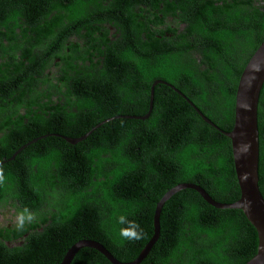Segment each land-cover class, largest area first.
I'll use <instances>...</instances> for the list:
<instances>
[{
	"label": "trees",
	"instance_id": "obj_1",
	"mask_svg": "<svg viewBox=\"0 0 264 264\" xmlns=\"http://www.w3.org/2000/svg\"><path fill=\"white\" fill-rule=\"evenodd\" d=\"M263 40L264 0H0V211L36 214L23 229L0 227V264H58L83 239L132 261L153 235L156 203L179 183L236 201L230 139L172 88L155 85L148 118L126 116L146 114L162 79L231 130L240 74ZM106 119L75 144L64 138ZM257 119L264 197V83ZM121 214L141 240L119 236ZM159 224L139 264H245L257 252L242 210L194 189L172 195ZM69 264L112 263L84 246Z\"/></svg>",
	"mask_w": 264,
	"mask_h": 264
},
{
	"label": "water",
	"instance_id": "obj_2",
	"mask_svg": "<svg viewBox=\"0 0 264 264\" xmlns=\"http://www.w3.org/2000/svg\"><path fill=\"white\" fill-rule=\"evenodd\" d=\"M264 83V40L253 52L245 64L235 93L234 124L231 130L226 131L219 128L214 122L207 118L201 110L189 100L178 88L171 83L156 79L150 86L149 108L146 114L126 116L136 119H146L151 113L154 98V87L156 84H165L183 97L197 112V114L208 124L215 127L230 139L235 173L240 189V196L236 201L223 203L212 198L200 185L191 182L179 183L168 189L156 203L153 214V235L142 248L138 256L129 262H122L115 258L112 253L100 242L93 239H83L73 244L65 253L62 261L58 264H69L78 249L87 246L101 252L112 264H139L149 253L150 249L159 237V217L164 203L176 192L182 189H194L210 205L216 208L240 209L253 225L257 232L258 246L256 254L245 264H264V197L259 189L258 164H259V129L257 109L260 90ZM122 115H117L120 117ZM125 116V115H123ZM113 119V118H111ZM102 121L93 126L89 131L79 137L64 138L75 144L86 138L96 127L108 121ZM249 146L246 150H238V146Z\"/></svg>",
	"mask_w": 264,
	"mask_h": 264
},
{
	"label": "clouds",
	"instance_id": "obj_3",
	"mask_svg": "<svg viewBox=\"0 0 264 264\" xmlns=\"http://www.w3.org/2000/svg\"><path fill=\"white\" fill-rule=\"evenodd\" d=\"M249 146H238V150H246ZM6 176L4 171V163L0 161V186L5 185ZM36 219V214L29 208L25 207L18 211L15 217V224L18 229H23L26 225L31 224ZM117 222L123 225L119 229V236L125 241H138L144 236V230L135 220H129L124 214L117 217Z\"/></svg>",
	"mask_w": 264,
	"mask_h": 264
},
{
	"label": "rangeland",
	"instance_id": "obj_4",
	"mask_svg": "<svg viewBox=\"0 0 264 264\" xmlns=\"http://www.w3.org/2000/svg\"><path fill=\"white\" fill-rule=\"evenodd\" d=\"M15 221V210L11 208H5L4 214L0 216V224H11Z\"/></svg>",
	"mask_w": 264,
	"mask_h": 264
},
{
	"label": "flooded vegetation",
	"instance_id": "obj_5",
	"mask_svg": "<svg viewBox=\"0 0 264 264\" xmlns=\"http://www.w3.org/2000/svg\"><path fill=\"white\" fill-rule=\"evenodd\" d=\"M160 16H161V14H160ZM169 21H172V18L169 17V15H166L165 18L162 19V21H161V23L158 25V27H159L162 31L166 30V28L169 27ZM181 26H183V24H181ZM74 38H76V37H74ZM56 60H58V59H56ZM3 214H4V209H2V210L0 211V216L3 215ZM2 225H6L7 227H10L11 224H0V227H1ZM14 244H15V243H14ZM14 244H13V245H14Z\"/></svg>",
	"mask_w": 264,
	"mask_h": 264
}]
</instances>
